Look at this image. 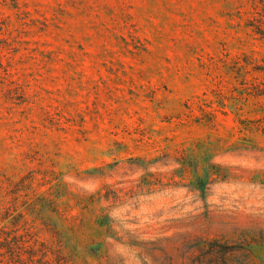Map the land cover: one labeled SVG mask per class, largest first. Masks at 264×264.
Returning <instances> with one entry per match:
<instances>
[{
  "label": "rangeland",
  "instance_id": "rangeland-1",
  "mask_svg": "<svg viewBox=\"0 0 264 264\" xmlns=\"http://www.w3.org/2000/svg\"><path fill=\"white\" fill-rule=\"evenodd\" d=\"M251 13L0 0V220L21 264H264Z\"/></svg>",
  "mask_w": 264,
  "mask_h": 264
},
{
  "label": "trees",
  "instance_id": "trees-1",
  "mask_svg": "<svg viewBox=\"0 0 264 264\" xmlns=\"http://www.w3.org/2000/svg\"><path fill=\"white\" fill-rule=\"evenodd\" d=\"M252 7L251 18L249 20L248 26L253 30V32L260 37L264 38V0H248ZM209 174L206 173L202 176L204 179L208 180ZM7 220L2 218L0 220V264H8L7 254L12 252V259L14 264H21L18 260V251L21 243L18 241V237L14 239V245L10 247V240L8 239V233L6 227L4 226ZM11 249V250H10Z\"/></svg>",
  "mask_w": 264,
  "mask_h": 264
}]
</instances>
